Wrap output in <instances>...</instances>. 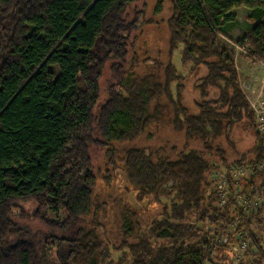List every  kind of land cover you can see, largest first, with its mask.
Returning a JSON list of instances; mask_svg holds the SVG:
<instances>
[{
	"label": "trees",
	"instance_id": "obj_1",
	"mask_svg": "<svg viewBox=\"0 0 264 264\" xmlns=\"http://www.w3.org/2000/svg\"><path fill=\"white\" fill-rule=\"evenodd\" d=\"M137 1L0 0V264H43L44 257L46 264H100L108 252L97 231L105 225L103 214L111 213L124 236L137 239L124 246L131 264H207L219 246L214 235L238 216L237 197L264 180L258 168L264 162V140L234 53L220 44L226 27L237 22L235 11L246 8L254 26L236 44L248 43L249 58L264 60V0H171L166 22L171 53L164 80L153 73L135 79L137 74L129 72L99 106L105 64L126 63L134 43L137 21L130 22L127 11ZM178 53L181 68L173 62ZM163 97L167 105L160 103ZM170 107L174 130L186 139L179 153L109 152L110 165L124 179L125 199L132 194L140 202L150 198V209L142 213L124 206L122 195L94 201L90 147L135 141ZM239 125L255 132L256 146L251 157L239 155L230 163L218 142L230 145L228 136ZM219 156L222 165L212 166ZM221 167L227 173L222 191L213 188L211 178ZM241 168L250 177L235 179L233 173ZM169 184L173 193L165 205L163 191ZM26 201L52 212L57 224L42 218L44 224L62 235L43 247L21 236L23 231L9 223L8 209ZM113 203H118L114 209ZM63 211L67 220L61 222ZM191 212L201 217L200 224L208 221L210 231L184 224ZM88 216L93 219L86 224ZM245 225L236 227L226 247L236 243ZM263 245L256 241L242 256L264 255ZM229 255L236 260L232 248Z\"/></svg>",
	"mask_w": 264,
	"mask_h": 264
},
{
	"label": "rangeland",
	"instance_id": "obj_2",
	"mask_svg": "<svg viewBox=\"0 0 264 264\" xmlns=\"http://www.w3.org/2000/svg\"><path fill=\"white\" fill-rule=\"evenodd\" d=\"M157 8L159 9V12H157ZM171 12V0H138L128 8L127 16L129 21H137V29L133 34L134 43L128 50L126 63H122L121 61H109L105 64L100 80L99 106H102L108 100L109 89L111 86H117L118 80L122 78V76H127L129 72L137 74V76L135 75V79H142L150 73H153L154 75L159 74V78L164 80V70L170 63L171 35L166 22L170 17ZM247 12L248 11L244 8L243 10L238 11L237 16L240 18L239 23L236 24L238 35L233 37L229 34H225V37H221L220 44L223 47L230 48L234 53L235 62L238 60L239 70L237 71L241 86L244 83L250 84L256 90L255 94L248 93V91H245L242 87L247 99L248 97L252 99L259 96L264 85V60L259 61L257 58L255 61L251 60L248 54L237 52L234 48V45H237L236 43L244 39L253 29L251 28L252 22L247 19ZM179 61L180 55L178 53L173 59V62L178 68H181ZM242 62L245 63V66H243ZM120 65L122 69L120 73H116L115 70ZM160 103L162 105H167L168 100L163 97L161 98ZM162 113V118L159 121L152 123L149 129L133 142L123 144L113 143L110 145L103 142L100 144L96 143L90 147L92 172L96 176V185L93 193L94 201H96L97 198L112 201V198L122 195L124 206L129 204L142 213H144L145 210L150 209L152 206L150 198H146L140 202L138 201L136 194H132L127 197V200L125 199V192L121 189L124 184V179L121 172L115 171L110 165L109 152L114 149L120 151V153L131 149H143L148 152L165 149L168 153L176 150L177 153H179L186 143L185 136L183 133L174 130L172 125L173 116L171 107L163 109ZM95 139L99 142L103 141L99 135H96ZM228 139L230 145L227 144L228 142H226V140H220L218 143L221 145V148L225 153H227L226 157L229 159L230 163L234 159H237L239 155L247 154L250 156L251 154L248 153H250L256 146L257 141L255 132L246 129L241 125L232 129ZM194 146L195 144L192 143V147ZM215 152L216 150L211 154H208L214 157ZM221 157H216L212 166L222 165L221 163L223 162L221 161ZM246 172H248V170H246ZM225 174L227 175L223 167H221V169L215 168L213 177L211 176L213 188H218L221 191L225 188ZM108 184L111 187H108ZM172 190L173 184H169L165 187L162 198L163 204L166 205L171 202ZM113 204L112 209L116 208L118 205V203ZM106 210H108V207ZM8 211L11 213L9 216V223L18 230L23 231L19 232L21 233V236H24L25 238L29 237L37 244H42L41 247H43V243L47 241L50 242L51 240L54 241V237H60L62 235L58 231L48 229L42 218L51 222V224H57L56 221L59 219H56L52 212L39 207L34 201L14 203L9 207ZM193 213L194 212H191V215L189 214L184 224H192V227H196V229L199 226L205 231H210L212 226L209 225V222L207 221L204 225L200 224L198 221H200L201 217H197L193 215ZM91 219H93V216H88L84 218V221L86 224H89ZM66 220V214L63 211L60 216V221L64 222ZM101 220L105 225L102 228H99L97 232L103 244V251L105 253L108 252V255L106 256L103 252L104 257L99 260L100 264H131L133 262L132 255L128 249L124 248V246L126 244L128 246L135 244L137 242L136 237L133 236L126 238L121 231V224L116 220L114 221L112 213L110 216L109 214H106V216L103 214ZM249 225L251 226H248L247 224L244 227L245 230L239 235L240 237L245 236L247 239L250 237L249 232L251 231L250 228H253V224L249 223ZM233 234L232 229L225 234L226 238L219 245L221 247L218 246L216 250V246L213 248L207 264H264V255H260L256 251H253L250 255L244 256L241 261L234 260V258L231 260L232 255H229L231 246L228 248L225 245L227 238H230ZM232 241H234V239ZM197 242V240L188 241L187 244L194 245ZM50 244H52V242ZM231 245L238 247V243H232ZM56 251L57 250L54 247L52 250L53 256L56 254ZM235 253L238 254L237 250ZM47 262H49L48 258L44 257L43 264H46Z\"/></svg>",
	"mask_w": 264,
	"mask_h": 264
},
{
	"label": "built area",
	"instance_id": "obj_3",
	"mask_svg": "<svg viewBox=\"0 0 264 264\" xmlns=\"http://www.w3.org/2000/svg\"><path fill=\"white\" fill-rule=\"evenodd\" d=\"M234 48L237 50V52H243L244 54L249 53V45L246 43L244 46H239V45H234ZM243 89L245 91H248V93H253L255 94L256 90L250 85L244 83L242 85ZM255 90V91H254ZM248 101L250 103V106L252 108V111L254 113V119H255V124L258 128L259 133L261 134L262 139L264 140V85L261 89V93L257 98H249ZM261 171H264V162L259 165L258 167ZM245 168H241L239 170H236L233 173V177L237 180L239 178H247L250 177V172H246ZM246 172V173H245ZM226 185V179L224 180ZM242 192V191H240ZM239 192V193H240ZM248 193H241L237 197V205L236 209H238L237 213L238 216L235 218L234 222H232L226 230H223L222 232L216 233L213 237L215 238V244L220 245L221 242L226 238L225 234L232 229L233 233L236 227L239 224H244L246 225L249 223L253 224V228H250V236H253V238H246L240 237L239 235L244 232V228L242 231L237 234L236 236V243H238V247L231 246L232 250L236 253L237 257L236 260H242V251L249 250V247L254 245V243L257 242H263L264 243V180L261 181V184L251 188ZM225 204V201L223 200L220 205L223 206ZM245 219V221L243 220ZM242 221V223H241ZM245 225V226H246ZM244 226V227H245Z\"/></svg>",
	"mask_w": 264,
	"mask_h": 264
},
{
	"label": "crops",
	"instance_id": "obj_4",
	"mask_svg": "<svg viewBox=\"0 0 264 264\" xmlns=\"http://www.w3.org/2000/svg\"><path fill=\"white\" fill-rule=\"evenodd\" d=\"M245 10H247L246 8H244ZM241 11V10H243V8H240V9H237L236 11H235V14L237 15L238 14V11ZM248 12H247V17L249 16V14H250V11L249 10H247ZM239 20H240V18H238L237 19V22L235 23V24H229L227 27H226V33L225 34H229V35H231V36H233V37H236V35H238V32H237V28H236V24L237 23H239ZM253 26H254V23L252 22L251 23V28H253ZM239 38V37H238ZM239 40V39H238ZM231 41V40H230ZM236 68H237V70H239V68H238V60H236ZM243 63V62H242ZM243 66H245V63H243Z\"/></svg>",
	"mask_w": 264,
	"mask_h": 264
}]
</instances>
